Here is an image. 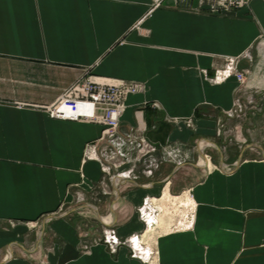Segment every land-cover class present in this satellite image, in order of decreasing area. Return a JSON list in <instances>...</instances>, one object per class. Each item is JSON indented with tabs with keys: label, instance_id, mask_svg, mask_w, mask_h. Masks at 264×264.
Segmentation results:
<instances>
[{
	"label": "crops",
	"instance_id": "1",
	"mask_svg": "<svg viewBox=\"0 0 264 264\" xmlns=\"http://www.w3.org/2000/svg\"><path fill=\"white\" fill-rule=\"evenodd\" d=\"M229 61L242 85L217 74ZM89 77L141 88L119 131L146 130L162 159L152 177L135 165L112 185L96 160L103 127L49 117ZM242 86L264 90V0L228 14L198 0H0V264H264V129L220 130ZM184 196L188 222L169 227L161 208ZM144 200L161 227L143 241ZM106 228L137 235L141 254L95 243Z\"/></svg>",
	"mask_w": 264,
	"mask_h": 264
},
{
	"label": "built area",
	"instance_id": "2",
	"mask_svg": "<svg viewBox=\"0 0 264 264\" xmlns=\"http://www.w3.org/2000/svg\"><path fill=\"white\" fill-rule=\"evenodd\" d=\"M251 1L253 0H198V4L199 7L205 6L212 14H228L248 8ZM217 74L222 79L233 76L239 85L244 83L246 76L244 72L237 71V61H229L224 71ZM140 90L141 88L136 84L108 83L94 81L91 77L82 78L61 93L52 106L45 109L52 119L84 121L103 127L99 140L103 148L100 157L96 160L100 164L103 175L114 186L123 181L135 180V165H139L144 176L152 177L162 162V159L160 160L157 156L159 149L147 141L144 128L136 126L125 133L119 131L127 97L139 93ZM152 107L157 108L156 105ZM237 109L241 113L240 105L235 101L234 109L228 115L232 116ZM191 122V120L186 122L187 127L191 126ZM217 132L220 134V130ZM161 153L164 158L171 161H175L180 155L177 147L171 144L166 145ZM100 187L103 194H109L106 183L101 182ZM148 210L149 213L145 214L144 211L148 212ZM137 214L145 229H148L151 225L147 219L158 217L159 212L152 202L144 200L141 207L137 209ZM133 238H137V235L121 241L114 229L106 228L96 238L95 243L103 244L111 253H115L119 245H127L133 252L132 258H135L132 249ZM83 248L86 249L84 246Z\"/></svg>",
	"mask_w": 264,
	"mask_h": 264
},
{
	"label": "rangeland",
	"instance_id": "3",
	"mask_svg": "<svg viewBox=\"0 0 264 264\" xmlns=\"http://www.w3.org/2000/svg\"><path fill=\"white\" fill-rule=\"evenodd\" d=\"M262 89L260 88L257 90H252V89H249V87L247 88L244 86L238 89L235 101L238 103V105H240L241 113L237 109L236 113H234L232 118L229 119L230 120L229 122L224 121V125L222 124L220 128L221 132L222 130L224 131L226 130L228 133H230L232 139H234L235 136L238 137V139H241L239 131L240 130L244 131V129L242 128H244L245 125H249L248 128L250 129L251 128L256 129V130L264 129V90ZM253 113H256L259 118V119L257 118L255 123H252L251 120L249 121ZM247 122L250 124H246ZM180 207L181 208H175L173 211L171 210L172 212L168 209V206L166 205L161 208L162 209L161 211H164L163 217L166 221L165 224L168 225L169 227L171 225L172 226L175 225L180 228L187 224L188 207H185V206H180ZM183 216H185L184 217L185 219H183ZM172 218L173 219L175 218L174 223H172L173 221ZM179 219H181L182 221L181 224H176ZM157 220H158V217L153 219L154 222H156ZM154 227H152L153 231L151 232L149 231L150 234L149 236H146L145 239H148V240L151 239L152 235L154 236L157 229L160 228L161 226L159 223H156ZM152 232L154 234H151ZM145 239H142V240L144 241Z\"/></svg>",
	"mask_w": 264,
	"mask_h": 264
},
{
	"label": "bare ground",
	"instance_id": "4",
	"mask_svg": "<svg viewBox=\"0 0 264 264\" xmlns=\"http://www.w3.org/2000/svg\"><path fill=\"white\" fill-rule=\"evenodd\" d=\"M165 197H167V195L165 196ZM177 199V198H176ZM174 200H175V198H174ZM180 205H182V206H187V205H189V204H191L192 202L189 200V198L188 197H181L180 199H179V202H178ZM151 209V208H150ZM144 213L145 214H147V213H149V210H148V212L147 211H144ZM185 217V216H184ZM161 220V222H162V218L160 219ZM180 220V219H179ZM147 221L149 222V225H153V226H150V227H148V229L146 230L147 232H145L144 234H143V236H142V239H145L146 238V236H149V231L151 232V231H153L152 230V227H154L155 225H156V222H154L153 221V218L152 217H150V218H148L147 219ZM179 222V221H178ZM155 228V227H154ZM164 230H163V232H168L170 229L168 228V227H164L163 228ZM151 234H154L153 232L151 233ZM141 241V240H140ZM132 248H133V250H134V252H135V255H140L141 254V252H142V250H141V248L142 247H140L139 246V240L138 239H136V238H133L132 239ZM146 249V248H145ZM150 263V262H149Z\"/></svg>",
	"mask_w": 264,
	"mask_h": 264
}]
</instances>
